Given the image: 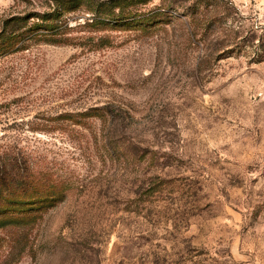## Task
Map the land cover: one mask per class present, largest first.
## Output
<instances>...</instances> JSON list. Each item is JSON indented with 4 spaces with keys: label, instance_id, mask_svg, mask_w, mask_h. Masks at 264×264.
<instances>
[{
    "label": "rangeland",
    "instance_id": "obj_1",
    "mask_svg": "<svg viewBox=\"0 0 264 264\" xmlns=\"http://www.w3.org/2000/svg\"><path fill=\"white\" fill-rule=\"evenodd\" d=\"M142 1L0 56V264H264V0Z\"/></svg>",
    "mask_w": 264,
    "mask_h": 264
},
{
    "label": "trees",
    "instance_id": "obj_2",
    "mask_svg": "<svg viewBox=\"0 0 264 264\" xmlns=\"http://www.w3.org/2000/svg\"><path fill=\"white\" fill-rule=\"evenodd\" d=\"M141 1L142 0H54L53 7L45 13L14 16L5 20L4 26L0 32V56H6L20 50H25L31 41L43 40L51 43H61L62 39L59 38L60 31L64 25H68V15L81 8L86 9L88 13H93V18H90L92 21L88 22L91 26H104L106 24L118 26L123 23L130 26L133 24L131 21L137 19V12H134V10L139 6ZM141 3L144 4L143 1ZM118 9L120 10L118 11ZM261 45H263L264 49V39ZM29 162L28 160V165L22 176L25 178L23 182H21L23 184L35 177L32 172H37L35 169L32 171L31 163ZM13 176L8 172H5L4 176L0 175V195H3L2 191L7 190L11 182H14L15 178ZM15 182L18 181L16 180ZM31 182L37 184L40 180L36 178ZM31 188L34 189L32 186ZM30 198H32L30 201L39 203L47 201L51 198V195L45 193L40 194V192L34 190ZM26 202L27 201L19 200L17 204H25ZM1 203H3V200H0V227L7 224L9 219H22V215H26L27 212L30 211L24 209L26 207L20 205L10 208L3 206ZM29 204L31 205L32 203Z\"/></svg>",
    "mask_w": 264,
    "mask_h": 264
}]
</instances>
